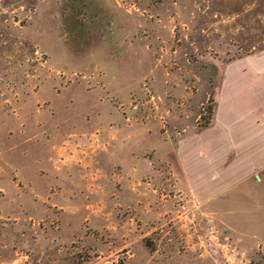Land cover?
I'll return each instance as SVG.
<instances>
[{
	"label": "rangeland",
	"instance_id": "rangeland-1",
	"mask_svg": "<svg viewBox=\"0 0 264 264\" xmlns=\"http://www.w3.org/2000/svg\"><path fill=\"white\" fill-rule=\"evenodd\" d=\"M259 59L264 0H0V86L19 97L0 110V264H264L261 167L250 165L249 177L222 190L211 171L205 183L214 193L200 205L184 190L177 158L148 150V170L162 169L161 182L141 175L132 188L145 196L143 212L122 204L113 216L112 203L129 194L126 182L104 195L96 170L86 179L54 148L86 135L74 150L109 149L97 130L127 126L128 104L127 118L154 123L145 134L172 140L175 151L192 125L200 131L216 119L227 64L241 60L264 75ZM50 248L66 250L50 258Z\"/></svg>",
	"mask_w": 264,
	"mask_h": 264
},
{
	"label": "crops",
	"instance_id": "crops-1",
	"mask_svg": "<svg viewBox=\"0 0 264 264\" xmlns=\"http://www.w3.org/2000/svg\"><path fill=\"white\" fill-rule=\"evenodd\" d=\"M259 60L262 62L264 61L263 59ZM243 62L244 61L241 60H235L232 62V65L229 66L227 64L226 74L222 77V86L219 94L220 101L216 108V119L213 121V124L210 125V119V126L207 125L200 131L195 130V124L192 125L190 134L175 144L177 147L175 151L174 146L171 144L172 140L165 141L155 134L149 136L145 134V132L147 133L155 128L154 123L149 122L144 124L139 123L137 120L134 121L133 118H127L128 115H132L127 104L121 108V111H124L123 115L125 116V125L127 126L122 127V125H119L120 129L116 132L117 134H106L103 130H97L101 133V137L104 141L109 140V149H105L104 147V149L96 154H82L80 151H76L77 149L74 150V144L83 141L86 135H83L76 142L71 140L65 141L64 139L61 140L62 142L59 144V147H54L56 151H59L61 162L69 169L81 170V173H84L86 179H88V173H86V171L96 170L101 177L98 192L104 195H109L110 189L113 191L115 189H122L123 183L126 182V187L130 190L129 194L117 197L115 202L112 203L113 207L111 213L115 216V208L122 204L134 206L137 211L143 212L139 203H141L142 200L144 201L145 196L142 192L135 191V189L133 190L132 188L134 182L140 181L141 175L145 173L150 174L151 179L156 184L160 183L162 180L158 176V174L162 172V169L157 168L156 170H148V163L146 158H144L146 157L145 153L148 150L155 151L156 158L158 157L162 161L169 159L170 154H173L178 160L179 170L186 176L184 179L188 180V187L184 188V190L192 194L195 198L193 200L198 201H193L196 204H207L210 200L209 198L213 196L212 193H214L213 187L207 186L205 183V181L209 179L211 171L220 174V182L222 181L220 190H222L223 185L229 189V183H231L230 186L232 187L242 179V176L245 177L247 175L249 177L250 173L253 171H250V165L261 167L262 170H264V75H259L256 71L250 69L246 71L244 69L246 65ZM250 62L252 63L251 60ZM232 66H234L232 70H229ZM0 90H2L3 93L0 96V110L1 108L4 110L7 106L11 107L15 100L18 101L19 97L17 99L15 98L14 101L12 100L13 94L11 95L10 92H7L6 87L0 86ZM24 107L22 106V109ZM134 126L141 131L130 132V128L132 129ZM118 133L121 134V138L123 137L119 146L121 148L115 145L119 140ZM139 133L142 135H138ZM146 138L149 141L147 144H144L143 141L146 140ZM64 142L67 144L65 148L63 147ZM232 150H234L232 157L234 163L232 161L230 167H222L224 169H221L222 162L227 163L230 159ZM103 155L106 157V162L103 163V166H100L99 161ZM168 168L176 171V167L171 168V166H169ZM121 170L124 171L123 176L125 180L122 178V185H119L117 188L114 186L116 183L115 176L117 171L121 172ZM171 180H173V178ZM245 181L246 180L242 182ZM175 187L179 189L176 183ZM51 188L54 189V187ZM53 189L52 191H54ZM150 195L152 198L155 197L153 194ZM36 199H39L38 195ZM22 200L23 202L20 203V206H25V204L28 205L27 199ZM10 201L11 199L6 200L4 204L10 205L7 203ZM30 201L31 199L29 203ZM168 203L171 204L172 202L169 201ZM46 204L47 203H45V205ZM51 204L53 206L60 205V209L63 210V213H68L64 209V207H68L64 201L56 199L53 202L51 201ZM103 204L105 207H108V209L111 206V204L109 206L108 203L104 201ZM89 206L90 205H88V207ZM34 207H36V210H34L35 213L38 210H42L43 212L47 211V206L40 208L39 206ZM156 209V207H153L151 209L152 211H148L145 214L152 216L155 214ZM168 211L171 212V210ZM64 218L68 220L71 219V217L66 216H64ZM65 250L66 249L61 248H50L49 257H58Z\"/></svg>",
	"mask_w": 264,
	"mask_h": 264
},
{
	"label": "trees",
	"instance_id": "trees-1",
	"mask_svg": "<svg viewBox=\"0 0 264 264\" xmlns=\"http://www.w3.org/2000/svg\"><path fill=\"white\" fill-rule=\"evenodd\" d=\"M212 112V111H211ZM211 115H212V113H211ZM209 122H210V119H209V121L207 122V124H209Z\"/></svg>",
	"mask_w": 264,
	"mask_h": 264
}]
</instances>
